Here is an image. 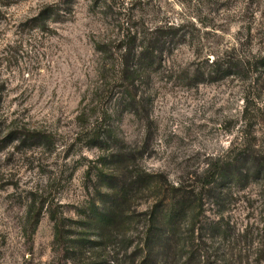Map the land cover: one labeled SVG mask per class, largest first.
Here are the masks:
<instances>
[{
  "label": "rangeland",
  "instance_id": "374dc122",
  "mask_svg": "<svg viewBox=\"0 0 264 264\" xmlns=\"http://www.w3.org/2000/svg\"><path fill=\"white\" fill-rule=\"evenodd\" d=\"M168 24L115 106L94 41ZM262 54L264 0H0V136L36 134L0 151V264H264Z\"/></svg>",
  "mask_w": 264,
  "mask_h": 264
},
{
  "label": "trees",
  "instance_id": "16d2710c",
  "mask_svg": "<svg viewBox=\"0 0 264 264\" xmlns=\"http://www.w3.org/2000/svg\"><path fill=\"white\" fill-rule=\"evenodd\" d=\"M54 6H48L46 15H50L57 11ZM40 17L45 18L42 12L38 13L34 19ZM42 21V20H41ZM179 26L173 24L164 25L148 30L134 29L128 26L125 32H121L107 39L94 41V48L102 58V69L110 73V76L104 84L105 96L107 99H114V105L131 110L137 107L141 100L135 97L138 81L144 74L158 69L165 59L162 57L164 53V45L169 44L178 39ZM260 57L264 65V54ZM212 67L210 73H220L225 76L232 69L230 57L228 53H224L222 57H217L209 64ZM192 77L196 79L197 74L192 73ZM2 95L0 94V104ZM5 117L1 114L0 109V125L4 123ZM101 135V134H99ZM36 134L29 130L13 128L0 136V151L12 141H26L34 139ZM210 170V168L208 169ZM210 172V171H209ZM169 207V214L172 217L179 215L182 211V202L179 196L169 198L165 204ZM151 225V222L150 224ZM150 229L146 230V237L151 241ZM158 247L157 252H162L164 248ZM162 255V253H159ZM163 256H161V259ZM161 259L157 262L159 263Z\"/></svg>",
  "mask_w": 264,
  "mask_h": 264
}]
</instances>
